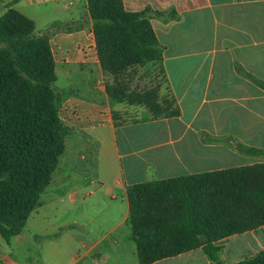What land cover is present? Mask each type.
Returning <instances> with one entry per match:
<instances>
[{
  "label": "crops",
  "instance_id": "obj_1",
  "mask_svg": "<svg viewBox=\"0 0 264 264\" xmlns=\"http://www.w3.org/2000/svg\"><path fill=\"white\" fill-rule=\"evenodd\" d=\"M122 1L152 11L181 115L117 125L98 85L88 0H21L13 8L50 36L56 83L65 81L60 116L74 131L23 232L9 243L0 235V264H116L127 254L139 263L131 188L264 163L236 148L264 151V0ZM217 244L225 264L252 258L264 251V226ZM206 258L198 248L154 264Z\"/></svg>",
  "mask_w": 264,
  "mask_h": 264
},
{
  "label": "trees",
  "instance_id": "obj_2",
  "mask_svg": "<svg viewBox=\"0 0 264 264\" xmlns=\"http://www.w3.org/2000/svg\"><path fill=\"white\" fill-rule=\"evenodd\" d=\"M20 1L9 0L7 11L0 15V235L8 243L23 232L40 206L64 152L65 138L73 132L60 116L50 36L37 35L34 21L13 8ZM88 11L103 69L162 61L164 47L152 26L151 10L133 13L125 10L122 0H88ZM258 83L264 89V83ZM146 101L155 112L152 120L181 115L174 96L165 114L158 112L162 106ZM236 148L245 154H264L242 144ZM245 173L264 175V163L131 188L129 224L139 264L198 248L212 264H225L224 245L217 242L264 226V183L244 184L239 176ZM190 180H207L219 188L214 185L200 194L187 187ZM160 197L166 203L168 197L174 200L176 215L161 209ZM201 209L207 214L202 215ZM235 264H264V251Z\"/></svg>",
  "mask_w": 264,
  "mask_h": 264
},
{
  "label": "rangeland",
  "instance_id": "obj_3",
  "mask_svg": "<svg viewBox=\"0 0 264 264\" xmlns=\"http://www.w3.org/2000/svg\"><path fill=\"white\" fill-rule=\"evenodd\" d=\"M5 6L6 4L0 5V14L4 11ZM102 70L103 74L102 77L98 79V85L102 94L106 96L105 98L109 103L112 116L116 123L130 124L139 123L145 120H152L154 119L153 115L155 112L149 109L146 100L151 99L160 107L162 106L158 111L162 114H165L164 110L166 106H169L173 100V95L170 90L166 74L162 68L161 61L139 64L135 66L113 65L108 70L103 68ZM84 74L86 77H88V79L84 82L83 87L90 83L89 74L87 72ZM77 75L78 72L73 76ZM76 80L82 82V77H77ZM58 83H55L54 85V90L57 92V94L60 92L61 88H65L62 86V84L65 83L63 79ZM112 96L121 97L125 101L117 102V100L113 99ZM132 101L137 104H133ZM239 177L241 182H244V184L248 185L255 186L264 183V175L258 173H245ZM231 178L236 179L235 177ZM186 185L191 190H194L200 194L209 188L214 189V185L219 188V184H214L208 182L207 180H190L186 183ZM152 196L154 195H149V198L156 200ZM158 199L160 201L157 202L161 204L162 210L169 209L173 215H176L177 206L174 204L173 199L168 197V203H166L161 197ZM203 202L201 201V203ZM201 214L206 215L207 211L201 209ZM118 259L119 261L117 260L116 264H139L138 259L132 255L130 256L129 254L121 258L118 257ZM206 260L209 262L207 258ZM207 261L194 260L188 262L186 260L185 262L173 261L172 263L168 264H211Z\"/></svg>",
  "mask_w": 264,
  "mask_h": 264
}]
</instances>
